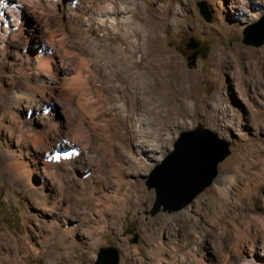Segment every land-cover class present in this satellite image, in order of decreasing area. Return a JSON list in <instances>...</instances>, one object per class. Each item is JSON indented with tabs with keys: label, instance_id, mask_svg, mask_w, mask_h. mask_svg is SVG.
I'll return each instance as SVG.
<instances>
[{
	"label": "rangeland",
	"instance_id": "obj_1",
	"mask_svg": "<svg viewBox=\"0 0 264 264\" xmlns=\"http://www.w3.org/2000/svg\"><path fill=\"white\" fill-rule=\"evenodd\" d=\"M11 1L5 8L0 0V264H94L106 247L117 249L119 264L249 259L243 226L262 239L255 218H264V199L252 207L231 185L238 169L264 192V41L243 43L246 28L264 17V0H177L168 14L166 0H128L126 11L143 8L153 27L124 12L112 17L128 20L119 30L91 11L80 21L83 6L103 9V0H27L20 9ZM189 38L198 44L193 65ZM41 83L46 92L35 90L30 101L29 86ZM13 93L21 97L15 106ZM79 116L87 144L73 136ZM198 126L226 141L230 154L209 187L168 212L154 185L180 134ZM133 158L144 167L134 168ZM134 182L149 197L136 207L122 202ZM231 196L241 210L219 219ZM232 221L245 237L238 243Z\"/></svg>",
	"mask_w": 264,
	"mask_h": 264
},
{
	"label": "water",
	"instance_id": "obj_2",
	"mask_svg": "<svg viewBox=\"0 0 264 264\" xmlns=\"http://www.w3.org/2000/svg\"><path fill=\"white\" fill-rule=\"evenodd\" d=\"M201 16L210 22L205 3L197 4ZM246 46L259 47L264 41V17L255 27L243 32ZM197 42L189 38L186 49L194 51L187 58L193 65L198 52ZM173 153L165 161L154 185L159 198H163V209L179 211L191 203L195 196L211 185L217 175V165L229 156V144L201 126L182 132L173 146ZM158 205H156V209ZM155 209V210H156ZM154 210V211H155ZM137 235L131 243L136 244ZM119 264V253L114 247L100 248L94 264Z\"/></svg>",
	"mask_w": 264,
	"mask_h": 264
},
{
	"label": "bare ground",
	"instance_id": "obj_3",
	"mask_svg": "<svg viewBox=\"0 0 264 264\" xmlns=\"http://www.w3.org/2000/svg\"><path fill=\"white\" fill-rule=\"evenodd\" d=\"M27 0H16V3H17V6H18V8L20 9V8H22L23 7V3L24 2H26ZM102 1V0H101ZM175 1H177V0H166V3H165V5L162 7V9H163V13H165V14H168V12L171 10V5H173V3L175 2ZM127 3L129 4V2H128V0H103V4H104V8L103 9H98V10H94V8H90V6L88 7V8H86L85 6H83V8H82V12H80V21H81V15H82V13L83 12H85V13H89L90 11H91V13H99V15L101 16V17H107V15L110 17V19H112V21L111 22H108V21H106V22H102V25L103 24H110V25H112L113 27V29L115 28V29H118L119 27H121L122 28V26H120V24L121 25H123V27H125V26H127L126 24H127V22H128V20L126 19V18H122L123 20H117V18H112L114 15H118V14H123L124 12H127L126 10H127V8H126V5H127ZM13 3H12V1L11 0H2V6H4L5 8L6 7H9V6H11ZM77 9H79L78 7H76ZM75 8V9H76ZM18 9V10H19ZM129 10V9H128ZM127 13H130L131 14V17H132V19H134V20H136V21H140V20H143V21H146L147 20V16H146V12H145V10L143 9V8H138V6L137 7H135L134 6V8H131ZM75 16H76V14H74ZM163 15V14H162ZM97 18H99L98 16H97ZM108 18V17H107ZM106 18V19H107ZM17 19H19L18 17H17ZM88 19H90V18H87V20ZM92 19V18H91ZM105 19V18H104ZM103 19V20H104ZM109 19V18H108ZM100 20V19H99ZM149 20V19H148ZM98 21V20H97ZM146 22H148L149 24H148V26H150L151 24H150V22L149 21H146ZM98 23H100V25H101V22H99L98 21ZM86 24V23H85ZM101 25V26H102ZM110 25H109V27H110ZM76 27V26H75ZM82 27V26H81ZM86 27H87V25H86ZM151 27H153L152 25H151ZM17 28L19 29V33H21V29H22V24H18L17 25ZM111 28V29H112ZM121 28H119V29H121ZM86 29V28H85ZM118 29V30H119ZM123 29V28H122ZM23 30V29H22ZM118 30H116V31H118ZM37 31V30H36ZM92 31V30H91ZM107 31V30H106ZM115 31V30H114ZM127 31V30H126ZM109 32H111V31H109ZM123 32H124V30H123ZM120 33V34H122V36L126 33V32H124V33ZM112 33V32H111ZM119 33V32H118ZM116 34V33H115ZM127 34V33H126ZM152 34V33H151ZM107 35V34H106ZM119 35V34H118ZM153 35H155L156 36V34H153ZM129 36V35H128ZM122 38V37H121ZM147 39V38H146ZM123 40H124V37H123ZM147 40H149V41H151V40H157L155 37H152L151 39H147ZM152 41V42H153ZM151 42V43H152ZM149 43V42H148ZM39 59H41V58H39ZM40 62V61H39ZM38 62V63H39ZM47 63V62H46ZM48 64V63H47ZM5 65V64H4ZM45 63L43 62V63H41L40 65H38L40 68H42V67H45ZM44 69V68H43ZM50 76V75H49ZM28 85V84H27ZM44 84H42L41 83V85L39 84V86H38V84L35 86V87H31V86H29V92L27 93V94H25V96L31 101L32 99H33V93H34V91L35 90H39L38 92L40 93V91H45L46 92V89H44V88H46L45 86H44V88L42 87ZM28 90V89H27ZM38 92H36V93H38ZM41 93H43V92H41ZM23 94V95H24ZM77 94V93H76ZM41 96V95H40ZM19 97H20V94L19 95H17V94H12L11 95V97L8 99V105H11L12 104V106H15V105H13V104H16L17 105V103L16 102H18V99H19ZM35 97V96H34ZM21 98V97H20ZM22 98H24V97H22ZM26 98V99H27ZM66 100H67V102H69V100L71 99L69 96H66ZM185 99V98H184ZM24 100V99H23ZM37 104V103H36ZM40 105H42V103H38L37 105H35L33 108H35V107H38V106H40ZM30 108V107H29ZM28 109V108H27ZM36 110V109H35ZM38 110H41V107L38 109ZM44 111V110H43ZM174 112V111H173ZM212 112V111H211ZM42 113V112H41ZM175 114L177 113L176 111L174 112ZM218 113V112H217ZM43 114V113H42ZM45 114V113H44ZM215 115V114H214ZM213 115V116H214ZM32 117H34V116H32ZM37 117H39V116H37ZM75 117H76V115H75ZM83 117V116H82ZM75 120H76V118H75ZM84 120V119H83ZM124 122V121H123ZM73 123V119H72V121H71V124ZM75 124V123H74ZM53 125V124H52ZM71 126H73V124L71 125ZM55 128V127H54ZM72 128V127H71ZM55 130V129H54ZM74 132H73V136L74 137H77V139H79L83 144H87V141H88V132H87V130L86 129H84V127H83V125H82V119H81V117L79 116L78 117V120H77V122H76V125L74 126V130H73ZM103 133V132H102ZM104 136V135H103ZM110 136V135H109ZM73 137V138H74ZM72 138V136L70 137V139ZM73 138H72V140H73ZM76 139V138H75ZM108 139V141H109V143H111V140H112V137H106V140ZM140 142H142V143H140V144H144V142L145 141H140ZM71 143V142H70ZM149 144V143H148ZM69 145V144H68ZM142 145H138V147L139 148H142ZM147 145V144H146ZM105 146V145H104ZM77 149V148H76ZM107 149V148H106ZM105 149V150H106ZM111 149V148H110ZM74 150V149H73ZM112 150V149H111ZM108 151V150H107ZM250 152V151H249ZM249 152H247L246 151V155H249ZM76 153V151H72L70 154H64L65 155V159L64 160H70V159H73V156H74V154ZM142 153H143V151H142ZM241 154V156H238V158H236V161L238 162L240 159H244L242 156H243V153H240ZM262 154V153H261ZM59 155V154H58ZM57 155V156H58ZM77 155V154H76ZM147 157V156H146ZM63 158V157H62ZM61 158V159H62ZM134 160H135V162H133V165H134V168L136 167V166H138V168L139 167H144V165H143V161L142 160H140L139 158H133ZM137 168V167H136ZM139 169H141V168H139ZM127 170V169H126ZM125 170V171H126ZM137 170V169H136ZM236 170H238V169H235V172H236V181H235V183L233 184V185H231V188H233V187H235L236 188V192H235V197H237V196H239V197H241V196H245L247 199H249V200H247V201H250L249 202V205H252V203L255 201V200H258V199H264V192H263V188H261L259 185H255V186H252V187H250V182H249V180L248 179H246L245 178V176H240V175H238L239 173H238V171H236ZM118 171V170H117ZM128 172V171H127ZM124 174V170H120L119 171V173H117L116 175H115V179L116 180H120V177H122V175ZM128 174V173H127ZM215 190L218 192V193H221L220 192V190H219V185H217L216 187H215ZM215 190L213 189L212 191H211V193L210 194H213V193H215ZM241 191V192H240ZM243 192V193H242ZM125 196H124V199L122 200V202H124L125 204L126 203H128L129 204V206H137V205H139L140 203H144V202H148V199H149V197L147 196V194H145V192L141 189V188H139V184H137V182H134V184H132V185H130L129 186V188H128V191H125ZM225 195H226V197H227V194H229V190H226L225 192ZM134 194V195H133ZM235 197H233V196H231L230 197V199H231V201L230 202H226V201H224V200H222L221 201V204H222V211L219 213V219H222V218H226V216H227V214H226V212H233L235 215H238V213H239V211L241 210V206H242V203L240 204V202H239V200H237L236 201V199L237 198H235ZM256 203V202H255ZM252 207H253V205H252ZM114 208V207H113ZM113 208H112V211H114L113 210ZM109 211V210H108ZM108 213V212H107ZM105 215H106V213H105ZM102 216H104V213H102ZM242 215H240V216H238L239 218L241 217ZM182 217H183V215H182ZM185 217V216H184ZM103 218V217H102ZM257 218V217H256ZM255 218V220H257L258 222H259V224H260V228H261V230H262V233H263V235H262V239L261 240H259V241H257V237H256V233H251V231L249 230V223H248V221L246 222V223H244V228H243V232L245 233V237H247L248 239H249V246H248V255L250 256V258L249 259H245V258H242V259H240L238 262H239V264H264V218L263 217H258L257 219ZM232 223V226L236 229V231H237V233H236V241H237V243H238V241L240 242L242 239H244L243 238V235L242 234H240V228H238L237 227V223H235V221H232L231 222ZM167 227V226H166ZM159 229L161 230V231H164V230H166L165 229V225L162 223V225L159 227ZM241 235V236H240ZM257 249H259L260 250V252L262 253V255H259V256H261L262 258L261 259H259L258 257V251H256ZM239 253V252H238ZM224 259H225V257H224ZM261 260V261H260ZM196 261V264H200L201 263V261H197V260H195Z\"/></svg>",
	"mask_w": 264,
	"mask_h": 264
}]
</instances>
